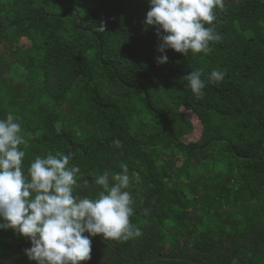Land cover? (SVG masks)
Masks as SVG:
<instances>
[{
  "label": "trees",
  "instance_id": "16d2710c",
  "mask_svg": "<svg viewBox=\"0 0 264 264\" xmlns=\"http://www.w3.org/2000/svg\"><path fill=\"white\" fill-rule=\"evenodd\" d=\"M223 5L210 52L158 65L148 0H0V118L34 136L25 170L71 151L88 181L76 193L93 197L105 170L139 177L142 235L96 236L83 264H264V0ZM194 69L226 76L197 96L182 80ZM30 246L0 231V264H35Z\"/></svg>",
  "mask_w": 264,
  "mask_h": 264
},
{
  "label": "clouds",
  "instance_id": "9594fccd",
  "mask_svg": "<svg viewBox=\"0 0 264 264\" xmlns=\"http://www.w3.org/2000/svg\"><path fill=\"white\" fill-rule=\"evenodd\" d=\"M148 4L145 31L155 28L161 41L158 65L168 63L169 49L187 57L190 52L208 53L221 40L211 25L223 0H148ZM225 76L218 69L207 74L194 69L182 80L201 96L207 85L219 84ZM30 139L33 134L26 133L13 114L0 118V231L12 230L30 242L24 249L29 261L83 264L91 259L96 236L126 242L142 235L130 221L134 200L129 189L139 179L136 173L130 175L126 165L120 172L105 170L94 179L100 186L97 195H80L76 190L82 192L88 181L80 182L81 168L71 163L75 155L71 151L36 156L25 170L26 152L21 146ZM113 146L123 145L116 139Z\"/></svg>",
  "mask_w": 264,
  "mask_h": 264
},
{
  "label": "rangeland",
  "instance_id": "374dc122",
  "mask_svg": "<svg viewBox=\"0 0 264 264\" xmlns=\"http://www.w3.org/2000/svg\"><path fill=\"white\" fill-rule=\"evenodd\" d=\"M191 117V116H190ZM13 264H15V261L12 262Z\"/></svg>",
  "mask_w": 264,
  "mask_h": 264
}]
</instances>
